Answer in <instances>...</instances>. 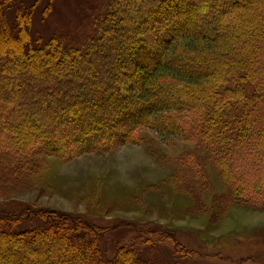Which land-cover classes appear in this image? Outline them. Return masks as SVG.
Masks as SVG:
<instances>
[{
	"label": "trees",
	"instance_id": "16d2710c",
	"mask_svg": "<svg viewBox=\"0 0 264 264\" xmlns=\"http://www.w3.org/2000/svg\"><path fill=\"white\" fill-rule=\"evenodd\" d=\"M55 1L0 0L2 145L71 161L140 143L144 129L196 138L229 196H264V0H88L65 22ZM122 225L137 235L108 245ZM166 241L179 259L195 255L159 226L0 210V264H181L156 256ZM247 242L235 260L264 264Z\"/></svg>",
	"mask_w": 264,
	"mask_h": 264
},
{
	"label": "rangeland",
	"instance_id": "374dc122",
	"mask_svg": "<svg viewBox=\"0 0 264 264\" xmlns=\"http://www.w3.org/2000/svg\"><path fill=\"white\" fill-rule=\"evenodd\" d=\"M55 3L64 5L62 12L58 9L63 22L90 5L88 0ZM0 10H4L2 5ZM7 50L11 54L13 49ZM140 137V143L85 153L71 161L33 149L11 150L0 142V210L21 212L33 207L80 215L102 226L125 222L143 229L159 226L173 231L195 252L179 259L166 241L156 255L163 262L253 264L249 258L235 260L248 253V248L236 243L248 241L251 248L255 241L260 244L254 250H264V196H229V187L213 163L215 154L199 149L196 138H166L148 129L141 130ZM23 160L36 162V167L24 165ZM238 164L242 168L239 159ZM120 228L116 235L107 234L108 245L117 247L137 235L125 225ZM61 235L66 241L73 239L70 232ZM84 243L87 240L80 245ZM233 244L237 248L231 252ZM4 246L10 251L14 248L9 241ZM109 253L114 255V251Z\"/></svg>",
	"mask_w": 264,
	"mask_h": 264
}]
</instances>
